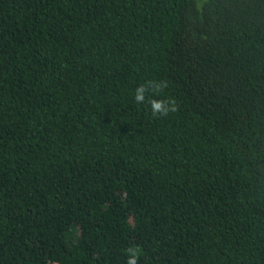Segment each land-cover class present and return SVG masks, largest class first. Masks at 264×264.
<instances>
[{
    "label": "trees",
    "instance_id": "1",
    "mask_svg": "<svg viewBox=\"0 0 264 264\" xmlns=\"http://www.w3.org/2000/svg\"><path fill=\"white\" fill-rule=\"evenodd\" d=\"M137 247L264 264V0H0V264Z\"/></svg>",
    "mask_w": 264,
    "mask_h": 264
},
{
    "label": "clouds",
    "instance_id": "2",
    "mask_svg": "<svg viewBox=\"0 0 264 264\" xmlns=\"http://www.w3.org/2000/svg\"><path fill=\"white\" fill-rule=\"evenodd\" d=\"M167 88V80H147L135 88L133 96L134 102L136 104H143L147 100L153 118H164L169 114H175L178 110V104L174 98H152L162 95ZM126 251L129 257L126 264H137L140 254L139 248H128Z\"/></svg>",
    "mask_w": 264,
    "mask_h": 264
}]
</instances>
